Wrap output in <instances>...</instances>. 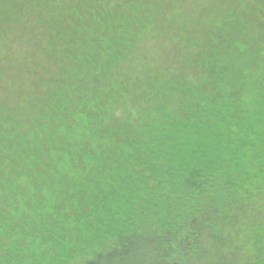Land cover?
I'll list each match as a JSON object with an SVG mask.
<instances>
[{
    "label": "trees",
    "instance_id": "1",
    "mask_svg": "<svg viewBox=\"0 0 264 264\" xmlns=\"http://www.w3.org/2000/svg\"><path fill=\"white\" fill-rule=\"evenodd\" d=\"M5 1L0 264H128L140 255L152 264H241L238 230L223 225L237 211L264 224V0L237 9L243 41L225 34L199 64H190L197 53L186 57L183 71L196 81H172L175 109L166 88L151 84L155 104L123 110L130 127L113 125L124 95L102 82V57L114 61L129 34L139 42L172 34L146 28L145 0H37L40 12L32 0ZM115 60L114 69L125 66ZM261 227L254 240L264 239Z\"/></svg>",
    "mask_w": 264,
    "mask_h": 264
},
{
    "label": "rangeland",
    "instance_id": "2",
    "mask_svg": "<svg viewBox=\"0 0 264 264\" xmlns=\"http://www.w3.org/2000/svg\"><path fill=\"white\" fill-rule=\"evenodd\" d=\"M9 1L10 0L5 1L7 7V2ZM248 2L249 0H161L157 3H151L150 0H145V6L149 5L150 10L146 9V14L139 15V17L147 26L146 28L151 29L154 23H156L160 32L166 28L172 34L169 35V32H167L165 36H162L160 33H151L148 37L149 41L141 42H139L136 36L129 34L130 39L127 49H112L114 61H112L110 57H107V59L102 57V60L105 62L103 66H105L107 70L105 73L107 77L103 79L102 82L104 83V81H106L109 88L111 84L108 79H112L116 85L121 86V92H123L124 95V97H121V102H119L121 107L113 121V125L114 122H116V124H130L129 120L132 118H125L123 110L132 111L135 109V103L138 105L142 104V107L145 109H147L149 104H155V101H153L154 98L150 97L153 90V87H150L151 84H161V89L164 87L166 88V92L170 94V106L175 109L179 100L176 96L179 92H173V86L171 85L172 81L178 77H186V75L190 82L195 83L196 81L195 75L189 74L186 72V69L183 71L184 67L187 68L186 64H183L184 61L190 62L186 57H188L190 53L193 55L197 53L196 56H193L195 61L192 59L190 64L192 66L197 65L192 64L194 62H198L199 64L200 60L202 61L203 58L210 55L209 50L214 47L216 43L219 41L224 42L225 34L232 35L229 42L237 40L240 42L243 41L245 38L244 30L242 28H237L232 20L235 18L236 14H239L237 9H242ZM40 5L41 3L37 0H32L30 4L32 8H37V12H40ZM169 10L173 11V13L160 15L162 12H169ZM241 11L244 12L243 9ZM173 20L175 32L171 31L169 25L172 24ZM223 21H228L230 26L224 29L221 28ZM185 28H188V30L185 31ZM241 36H243V39H241ZM194 41L196 43H194ZM155 44H159L160 47L155 48ZM98 48L107 53L108 44L104 42V47ZM183 48V57H179ZM119 56L123 57L125 60V66L118 67L117 64L115 69L119 70H115L112 64L114 65V62H116L115 58L119 61ZM99 61L100 60H98V62ZM88 67L92 68V64H89ZM125 86L127 87L125 88ZM137 86L138 91H134V88ZM160 95L165 98L167 96L165 94ZM156 101L158 100L156 99ZM82 121L85 125V120L82 119ZM19 166L22 167L21 165H18V167ZM62 166L63 163H57V168L61 169ZM64 198L69 202V198L71 197L67 196ZM69 210L75 212L72 209ZM243 212H246V217H244L246 220H243L240 216L241 213L237 211L235 220H226L223 228H225L226 232H230L233 235H235L238 230V238L236 240L239 243H237L235 251L239 256L237 259L241 264H264V239L261 236H256L255 240L253 239L255 232L259 229H263L261 226H264V224L260 226V219L257 218L256 221H253L249 218L250 216L253 217V214L247 211ZM259 214L264 217V212ZM231 240L232 239H230V241ZM125 261L128 264L153 263V259L147 255H140L137 257L130 256L125 258Z\"/></svg>",
    "mask_w": 264,
    "mask_h": 264
}]
</instances>
